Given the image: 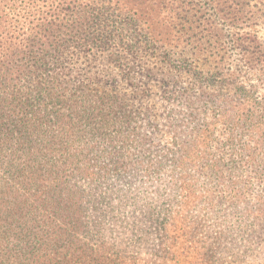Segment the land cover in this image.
I'll return each instance as SVG.
<instances>
[{"label": "trees", "instance_id": "obj_1", "mask_svg": "<svg viewBox=\"0 0 264 264\" xmlns=\"http://www.w3.org/2000/svg\"><path fill=\"white\" fill-rule=\"evenodd\" d=\"M124 1L0 0V183L17 207L9 208L0 192V264H135L142 250L154 253L158 247L165 252L175 245L179 264H264V197L251 192L255 182L242 172L250 165L245 162L235 175L231 170L227 175L214 173L215 154L201 149L205 138L196 130L192 111L184 115L185 124L177 125L176 135H183L175 143L178 147L154 157L149 139L123 126L137 122L128 107L122 104L115 112L116 106H110L120 122L121 141L130 145L103 148L117 155L106 164L92 159L77 163L83 154L65 147L68 134L62 130L65 140H59L51 130L40 129V118L32 115H39L40 107L30 104L31 113L25 111L28 102L38 100L37 94L49 88L58 95L55 91L61 88L65 92L57 104L66 103L74 113L54 117L55 122L63 128L66 122L72 127L82 124L84 129L87 101L71 107L70 89L62 81H32L42 76L41 70L49 74V64L58 66L53 73L64 72L66 50L103 52L116 38L134 59L149 52L163 57L168 64L159 67L160 87L172 73L200 81L205 91L214 81L225 86L236 78L230 69L215 77L223 72L211 64L173 63L165 45L148 36L147 22L137 20L132 5L138 0ZM250 38L234 40L246 64L250 61L243 44ZM108 60L117 64L128 86H136L135 74L145 80L154 77L155 66L120 64V53ZM175 95L184 110L197 103L210 105L214 116L231 113L230 102L219 99L220 93L204 94L201 100L187 93ZM233 102L236 116L243 101ZM243 151L254 156L247 148L233 154ZM219 158L224 161L223 155ZM206 179L212 181L206 184ZM254 179L264 183L261 176Z\"/></svg>", "mask_w": 264, "mask_h": 264}, {"label": "rangeland", "instance_id": "obj_2", "mask_svg": "<svg viewBox=\"0 0 264 264\" xmlns=\"http://www.w3.org/2000/svg\"><path fill=\"white\" fill-rule=\"evenodd\" d=\"M124 2L128 3L129 0ZM132 8L137 11L138 21L147 22L148 36L165 45L173 63L192 64L196 67L211 64V68H219L223 72L220 75L219 72L216 73L218 76L214 75L215 77H223L226 70L230 69L237 74L236 78L227 81L225 86L213 80V86L206 87L205 91L201 88L200 81L195 83L187 76L177 78L172 73L170 81L160 87V83L156 81L163 70L159 67L168 64L164 62L163 57L157 52H149L134 59L123 42L116 38L103 52L66 50L62 63L67 68L64 72L53 73L52 68L56 70L58 66L49 64V74L41 70L42 76H36L32 81H62L63 85L70 89L68 96L71 107L76 102L87 101L86 106L90 111L84 117L88 122L84 129L82 124L72 127L66 122L67 129L63 128L65 125L62 123L55 122L54 117L64 115V118H68L74 113L72 109H66V103L57 104L56 99L65 92L61 88L54 90L58 95H54L49 88L42 91L41 95L37 94L38 100L28 102L25 111L31 113L27 108L30 104L40 107V114L32 115L40 118V129L51 130L50 133L54 134L56 139L65 140L62 130L65 131L68 134L65 147L76 148L83 154L75 160L79 164L87 159L94 160L95 164H106L116 160L117 155L106 154L103 148H127L130 145L121 141L118 133L120 122L114 120L115 112H119V106L122 104L128 107V114L131 113V116L137 119L136 123L123 126H129V130L134 129L136 136L147 137L150 141L148 148L152 150L154 157L164 156L178 147L179 143H175L183 135H176L179 129L177 125L185 124L184 115L192 111L196 114V130L203 139L205 138L201 149L210 148L215 154L214 162H218H213V172L227 175L231 170L235 175L238 167L248 162L250 167H244L242 172L255 182L251 192L264 197V183H258L257 179H254L261 176L264 180V0H138ZM245 35L252 37L250 42L243 44L247 49L246 54L249 55V64L241 59V55H237L240 52L234 45L237 37ZM115 53L123 55L120 64H139L149 68L155 66L152 67L154 69L151 73L154 77L145 80L142 74H135L136 86H128L117 64L109 63L108 58ZM36 64L26 65L34 68L41 66ZM139 65L135 67L138 71ZM179 93H187L193 100H201L204 94L216 96L220 93L219 99L225 98L230 102L231 113L226 117H223L222 113L214 116L210 105L197 103L191 110H184L178 99L176 100L175 94ZM233 101H243L237 107L239 113L236 116ZM110 106H116V111L110 113ZM42 115L47 117L41 118ZM74 117H71L72 120ZM241 148L252 150L254 156L249 158L250 155H247L246 151H243L242 155L233 154ZM222 155L223 162L219 158ZM236 177L239 180V175ZM243 180L246 181L245 177L239 181ZM211 181L212 179H206V184ZM212 185L213 182L210 183V186ZM1 191L6 195L2 182ZM6 201L10 204L9 208H17L13 204L16 200L11 196L6 195ZM166 246H169L168 243L164 247ZM155 250L154 253L142 250L136 256L135 264H179L180 257L176 245L171 251L164 252L163 248L158 247H155Z\"/></svg>", "mask_w": 264, "mask_h": 264}]
</instances>
